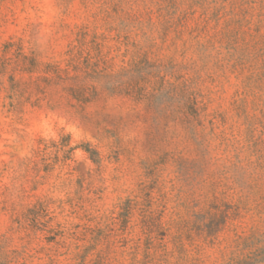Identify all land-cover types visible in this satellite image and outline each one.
Instances as JSON below:
<instances>
[{
	"label": "rangeland",
	"instance_id": "1",
	"mask_svg": "<svg viewBox=\"0 0 264 264\" xmlns=\"http://www.w3.org/2000/svg\"><path fill=\"white\" fill-rule=\"evenodd\" d=\"M0 264H264V0H0Z\"/></svg>",
	"mask_w": 264,
	"mask_h": 264
}]
</instances>
